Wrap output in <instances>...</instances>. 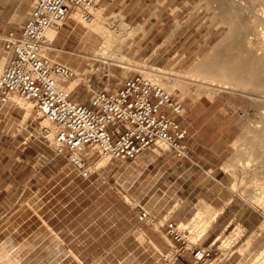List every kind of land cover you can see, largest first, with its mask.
<instances>
[{"label": "rangeland", "instance_id": "374dc122", "mask_svg": "<svg viewBox=\"0 0 264 264\" xmlns=\"http://www.w3.org/2000/svg\"><path fill=\"white\" fill-rule=\"evenodd\" d=\"M97 1L95 8L102 10L103 19L117 17L130 32L124 34L118 59L106 63L85 58L100 46L92 45L95 36L87 29L56 38L46 55L77 73L63 87L77 81L73 95L79 93L81 101H88L93 90L114 91L138 74L150 77L184 102L180 121L193 126L199 141L188 142L189 159L161 148L130 161L104 159L101 165L103 159L95 158L89 168L92 176L84 179L56 155L45 119L33 103L17 96L0 102V264H192L198 239L209 226L204 209L185 223L171 221V214L156 216L164 203L180 205L182 200L206 203L220 196V203L248 204L261 217L256 234L262 233L264 87L218 93L188 73L227 50L264 57L259 40L264 36V0ZM34 2L0 0V74L11 58L4 40L9 33L20 34ZM204 24L215 33L200 48ZM112 27L120 31L118 24ZM156 44L165 54L164 63L177 53L169 67L146 60ZM121 56L126 60L120 61ZM200 81L204 85L198 86ZM220 108L232 110L219 112ZM228 123L237 125L234 141L218 143V136L227 135ZM215 173L219 181L214 186ZM141 206L151 214L146 223L138 221ZM170 222L179 226L184 244L168 237L165 224ZM235 233L234 239L239 238L241 230ZM219 246L211 247L208 264H216ZM231 247L229 242L222 249ZM257 256L264 261V247Z\"/></svg>", "mask_w": 264, "mask_h": 264}, {"label": "built area", "instance_id": "2783aa9c", "mask_svg": "<svg viewBox=\"0 0 264 264\" xmlns=\"http://www.w3.org/2000/svg\"><path fill=\"white\" fill-rule=\"evenodd\" d=\"M97 0H35L29 19L20 34L9 33L4 42L11 58L0 74V102L17 96L33 103L38 116L52 123L57 132L52 144L80 175L88 179L95 158L130 161L153 148L168 149L179 159H189L188 130L179 119L185 115L184 102L167 92L152 78L138 74L115 91L91 95L89 104L72 100L71 93L58 89L77 75L75 70L46 55V33L65 22L77 8L86 22ZM96 163V162H95ZM94 163V164H95ZM150 214L140 209L138 221ZM166 233L176 242H186L179 226L165 224ZM213 249L197 248L192 264H208Z\"/></svg>", "mask_w": 264, "mask_h": 264}, {"label": "crops", "instance_id": "0c3cea01", "mask_svg": "<svg viewBox=\"0 0 264 264\" xmlns=\"http://www.w3.org/2000/svg\"><path fill=\"white\" fill-rule=\"evenodd\" d=\"M69 18L62 24L63 26L60 28V31L58 32L54 40L56 38L64 37L70 31L75 32L73 29H77L78 31H83L82 30L83 27L77 21H75L74 18H70V19ZM209 28H211L209 25L204 24V37L200 38V45H199L200 48L203 45L204 41L206 43H209L211 40L214 39L215 31L213 27H212V30H210ZM52 42L50 43L48 42V47ZM159 47H160V44H156L152 52L147 56L146 60L150 62L151 64L158 66V67H169L170 64L171 65L173 64V61L177 53L174 52V54L168 55L169 56L167 60L168 62L164 63V61L162 62V58L165 57V54L164 55L162 54ZM229 55H233L236 58L238 57L235 53H233V51L227 50L225 53H222V54L218 53L214 61L210 62L208 60H204L190 71H194V69H197L198 66H201L202 67V69L200 70L201 73H207V72L210 73L208 74V77L209 79H211V81L207 82V84L205 85L214 87V89L218 93H221L225 90L232 89L231 87L237 86V85L244 87L246 86L248 82H249L248 84L253 82V84L251 85V87H253L255 85L254 83L255 79L254 78L249 79L248 77H246L245 71L241 72L242 74L241 80L230 79L229 77L226 79H223L221 77V75L219 74V70L222 64L225 63V60ZM253 62H255L254 59L252 60V62L250 60L249 63H253ZM205 65L207 67L205 70H203V67ZM250 66L253 70L254 64H250ZM222 82H227L233 86H229V85L228 87L221 86L220 84ZM77 85H78V82L75 81L72 83L70 87H64V88L65 90L70 91L69 93H71ZM199 85H204V84L200 82L198 86ZM93 91L98 92V90H93ZM73 94L74 92L71 94L72 100L81 101L80 97L78 96L79 93H77L78 95L76 94L73 95ZM89 94L91 97L92 94L91 93ZM82 102L89 104V100L88 101L83 100ZM211 105L214 106L213 104ZM231 110L232 109L220 108L218 111L220 112V111H231ZM180 119H179V122L181 123V125L187 128L188 130L187 144L188 142L190 143L193 142L194 144L198 143L199 141L197 139L198 135H197V132L194 133L193 126L190 123L186 122L185 119L181 121ZM227 127H228L227 135L218 136L217 141L218 143L231 145L234 141L233 136H232L233 128L237 127V125L233 123H230V124L228 123ZM191 152H192V149H191ZM212 178L214 181L213 185L214 186L217 185L216 183L219 181L218 180L219 175L215 173V175H213ZM219 199H220V196L214 199H211L210 201L208 200L206 203H184L183 200L181 201L182 203H180V205H178V203H176V205L175 204L170 205V203H164L160 211L156 213L157 214L156 216L161 217V215L171 214L173 218L171 219V221L176 222V223H180V222L185 223V222L191 221L195 217L199 209L200 211L201 209L202 210L204 209V213L206 215V219L204 220V223L205 222L209 223V226L207 230L200 236V239H198L199 240L198 247L207 248V247H212V246H219V244L222 242V245L219 246L221 249L218 253L217 258L214 261L216 262V264H264V261L263 262L258 261V256H257L260 249L264 247V231L262 233H258V235L256 234L257 232H260V228H261V217L259 213L248 204L233 203V200H230L227 203L225 202L220 203L218 201ZM223 200H225V197H223ZM141 208L144 209L142 206ZM182 208H184V210H187L183 214H181L180 212ZM175 209H176V212L173 213ZM238 229L241 230V235L239 238L234 239V235L236 234L235 232ZM229 242H231V246H232L231 249H228V248L222 249L223 244L229 243ZM67 251L68 250L66 249V252Z\"/></svg>", "mask_w": 264, "mask_h": 264}, {"label": "bare ground", "instance_id": "6f19581e", "mask_svg": "<svg viewBox=\"0 0 264 264\" xmlns=\"http://www.w3.org/2000/svg\"><path fill=\"white\" fill-rule=\"evenodd\" d=\"M90 14L92 16L91 22H86L83 19L81 8H77L76 10H74L70 14V18H74V20L77 21L83 27L82 30L87 29V31H88V33H90V35L92 34L93 36H95L94 41L92 42L93 43L92 45H96V44L100 45L99 48L96 47L98 49H96L94 52H92L93 53L92 55H86L85 58L96 59V61L102 60L105 63H106V61L109 62V61L118 59V54L120 53L119 46L123 42L122 39L125 36L124 34H125V32L126 33L130 32L128 29V26L125 25L124 22L117 17H114L110 20L103 19L102 10L96 9L95 7H93L90 10ZM63 23H59L58 25H62ZM117 24L119 25V30L121 32L119 30H118L119 32H115L112 30V28H113L112 26L113 25L117 26ZM58 25L52 26L48 30V32L46 33V40H45V46H44L45 49L49 48L48 42L49 43L52 42L54 40V38L56 37V35L58 34V32L60 31L61 26H58ZM117 29L118 28L116 27V29H114V30H117ZM47 36H48V38H47ZM259 40L261 42V45L262 44L264 45V36L259 37ZM90 45H91V43H90ZM84 55L85 54H83V56ZM237 56L238 57L236 58L233 55H229L226 58L225 63L222 64V66L219 70V74L221 75V77L223 79H226L229 77L230 79L241 80L242 79L241 72L245 71L246 77H248L249 79H253V78L255 79V82H254L255 85L253 87H257V88L264 87V57H259V58L255 59L256 57L254 55H248L246 57H244L243 55H241L242 57L239 55H237ZM253 59L255 61L256 60H258V61L253 62V63H249L250 60L252 62ZM119 60L124 61L126 59H125V57L121 56V58H119ZM250 64H254L253 70H252ZM206 67L207 66L205 65L203 67V70H205ZM201 69H202V67L198 66L197 69H194V71H190L188 73V77L201 78V79H203V81L205 80L204 81L205 83L211 81V79H209V77H208V74H210V73H208V72L207 73H201L200 72ZM75 73H76V71H75ZM76 75H77V73H76ZM248 83L244 87H241L239 85L233 86L227 82H222L220 85L225 86V87H228V85H229V86H233V87H231L232 89H242V90L246 91L247 89H249V86H251L253 84V82H251L250 84H248ZM64 84L65 83H62V82H60L58 84V89L63 91V92H64V90H63ZM157 84L161 85L160 82H158ZM180 85H182V84H180ZM183 87H185V86L183 85ZM69 90H71V89H69ZM69 92L70 91H68V90L65 91V93H69ZM45 124L48 128L46 130L48 137L54 140L56 132H57V128L47 120H45ZM50 127H53V128H50ZM106 160H104V158H103V161L100 164L102 165V163ZM99 167H100V165H99Z\"/></svg>", "mask_w": 264, "mask_h": 264}]
</instances>
